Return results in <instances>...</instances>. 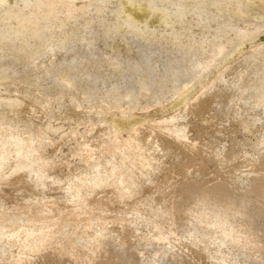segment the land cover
I'll return each mask as SVG.
<instances>
[{"label":"rangeland","instance_id":"1","mask_svg":"<svg viewBox=\"0 0 264 264\" xmlns=\"http://www.w3.org/2000/svg\"><path fill=\"white\" fill-rule=\"evenodd\" d=\"M0 264H264V0L2 1Z\"/></svg>","mask_w":264,"mask_h":264},{"label":"bare ground","instance_id":"2","mask_svg":"<svg viewBox=\"0 0 264 264\" xmlns=\"http://www.w3.org/2000/svg\"><path fill=\"white\" fill-rule=\"evenodd\" d=\"M2 1H6V0H0V3H2ZM176 132H181L180 130H177ZM181 134V133H180ZM183 134V133H182ZM181 136V135H180Z\"/></svg>","mask_w":264,"mask_h":264}]
</instances>
